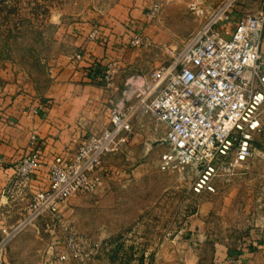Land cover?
<instances>
[{
  "label": "crops",
  "instance_id": "1",
  "mask_svg": "<svg viewBox=\"0 0 264 264\" xmlns=\"http://www.w3.org/2000/svg\"><path fill=\"white\" fill-rule=\"evenodd\" d=\"M155 1L161 3V9L156 18H151L148 11ZM188 1L112 0L94 20L65 25L60 18L50 19V23L60 24L57 26L58 40L66 43L65 50L53 55L42 83L22 71L5 85L0 98L3 117H0V156L4 159L0 164V210L10 206L4 194L5 187L9 191L14 183L19 196H23L29 190L46 185V166L54 156L68 159L85 137L108 126L110 99H122L125 80L134 75L132 68L142 62L139 59L155 47L157 41H185L201 24L202 18L188 11ZM202 1L207 6H215L221 0ZM263 2L239 0L231 20L223 25L222 36L229 38L239 16L264 11ZM93 30H96L94 36L91 35ZM134 31L147 38L145 45L129 46ZM259 51L264 68V27ZM76 53L81 54L79 59L74 58ZM111 60L117 62L118 72L114 87L107 88L102 80V70ZM31 104L40 105L37 113L28 112ZM263 119L264 112L255 142L263 129ZM143 120L134 122L133 131L127 138L131 150L135 146L132 142L134 129L143 126L140 123ZM145 126L150 142L163 134L161 128L152 133L151 127ZM31 134L35 135L32 144ZM33 148L39 152L41 168L28 179L17 178L13 167ZM112 160L113 154L103 158L102 176L107 169H113ZM263 169V163L255 162L248 176L228 183L229 196H194L196 206L189 209L184 224L174 227L170 235L150 240L145 249L139 248L122 259H93L89 264H264V211L255 212L251 197ZM86 197L97 201L112 200L109 199L111 196H75L72 201ZM17 199L15 203H23ZM145 201L144 196H113V217L116 219L109 232L128 229L134 217L144 214ZM42 216L34 218L28 229L13 238L4 255V264H80L72 258L66 261L57 258L62 245L54 237L56 224ZM130 231L133 230H126L128 234Z\"/></svg>",
  "mask_w": 264,
  "mask_h": 264
},
{
  "label": "built area",
  "instance_id": "2",
  "mask_svg": "<svg viewBox=\"0 0 264 264\" xmlns=\"http://www.w3.org/2000/svg\"><path fill=\"white\" fill-rule=\"evenodd\" d=\"M238 1L221 0L215 6L188 1V11L201 17V24L179 50L171 52L167 64L125 80L122 99H110L107 127L85 137L68 159L52 158L47 164V184L32 194L21 218L0 241V248L5 239L43 212H55L65 205L71 195L96 191L103 182V158L122 148L134 122L143 117L152 120V133L163 130L156 138L164 139L168 146L160 154V169L192 178L190 187L195 193L214 192L217 179L231 182L247 175L255 162L264 164V147L255 142L264 112V68L259 51L264 11L239 16L229 38H224L223 25L231 20ZM160 9L161 3L153 2L149 17L156 18ZM95 33L93 30L91 35ZM128 43L140 47L147 38L134 31ZM117 72L115 60L103 66L105 87H114ZM39 107L31 104L28 112L35 114ZM34 139L31 134V144ZM41 166L39 152L33 148L13 167V174L28 179ZM258 185L255 212L264 211V169ZM66 234L57 258L89 264L99 251L98 244L76 232L67 230Z\"/></svg>",
  "mask_w": 264,
  "mask_h": 264
},
{
  "label": "rangeland",
  "instance_id": "3",
  "mask_svg": "<svg viewBox=\"0 0 264 264\" xmlns=\"http://www.w3.org/2000/svg\"><path fill=\"white\" fill-rule=\"evenodd\" d=\"M111 2L112 0H0V98L3 97L5 85L22 71L42 83L53 62V55L65 50L66 43L58 40L57 26L60 24L50 23L51 18L54 21L60 18L65 25L80 20H94ZM184 42L157 41L155 47L140 58L142 62L134 65L131 71L136 75H144L153 67L167 64L171 52L179 50ZM143 118V122H140L143 126L134 129V149L131 150L126 142L113 154V169L105 171L103 182L96 191L71 195L67 203L57 207L55 212L47 211L39 215H44V220H51L56 224L54 237L59 244H62L68 230L82 234L98 244L99 251L93 259H122L139 248L145 249L150 240L170 235L174 227L182 226L189 209L196 206L194 196H229L230 182L225 180H216L214 192L195 193L190 187L192 178L176 171L160 169V154L168 146L149 145L145 125L152 129L153 123L150 118ZM256 140L258 146L264 147V125ZM16 186L11 184L9 191L5 187L4 194L7 195L10 206L6 210H0V241L21 218V213L35 190L45 187L34 188L19 196ZM256 191L252 198H255ZM75 196H111L109 199L112 200L97 201L93 197H86L72 201ZM113 196H144L146 199L144 214L134 217L128 229L119 233L109 232L110 229L113 230V219H116L113 217ZM16 198L27 203H15ZM254 206L253 202V208ZM26 226L1 244L0 264H4V255L8 253L10 242L17 234L30 227ZM126 230L133 231L128 234Z\"/></svg>",
  "mask_w": 264,
  "mask_h": 264
},
{
  "label": "water",
  "instance_id": "4",
  "mask_svg": "<svg viewBox=\"0 0 264 264\" xmlns=\"http://www.w3.org/2000/svg\"><path fill=\"white\" fill-rule=\"evenodd\" d=\"M165 143H166V141L164 139L160 138V139H157V140H155L153 142H150L149 145L153 146L154 144H165Z\"/></svg>",
  "mask_w": 264,
  "mask_h": 264
}]
</instances>
